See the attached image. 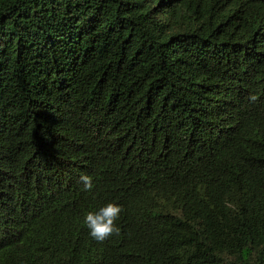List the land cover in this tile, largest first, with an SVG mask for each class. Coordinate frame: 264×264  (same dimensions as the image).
<instances>
[{"label": "trees", "instance_id": "16d2710c", "mask_svg": "<svg viewBox=\"0 0 264 264\" xmlns=\"http://www.w3.org/2000/svg\"><path fill=\"white\" fill-rule=\"evenodd\" d=\"M0 264H264V0H0Z\"/></svg>", "mask_w": 264, "mask_h": 264}, {"label": "clouds", "instance_id": "9594fccd", "mask_svg": "<svg viewBox=\"0 0 264 264\" xmlns=\"http://www.w3.org/2000/svg\"><path fill=\"white\" fill-rule=\"evenodd\" d=\"M255 100L256 97H251ZM83 183L84 190L90 191L93 188L92 177L82 175L80 177ZM123 207L117 203H108L101 207L99 211L88 212L84 217V225L88 228L90 236L98 243H104L112 237H118L121 233V228L117 221L120 219Z\"/></svg>", "mask_w": 264, "mask_h": 264}]
</instances>
